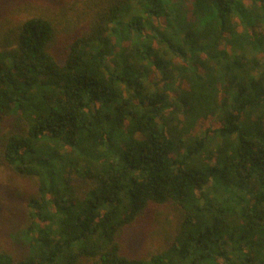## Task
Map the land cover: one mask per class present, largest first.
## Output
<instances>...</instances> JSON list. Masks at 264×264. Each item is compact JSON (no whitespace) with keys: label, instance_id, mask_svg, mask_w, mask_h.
<instances>
[{"label":"trees","instance_id":"16d2710c","mask_svg":"<svg viewBox=\"0 0 264 264\" xmlns=\"http://www.w3.org/2000/svg\"><path fill=\"white\" fill-rule=\"evenodd\" d=\"M3 167L34 190L0 264H264V0H0Z\"/></svg>","mask_w":264,"mask_h":264},{"label":"rangeland","instance_id":"374dc122","mask_svg":"<svg viewBox=\"0 0 264 264\" xmlns=\"http://www.w3.org/2000/svg\"><path fill=\"white\" fill-rule=\"evenodd\" d=\"M33 190V181L19 178L6 167L0 168V249L13 251L21 247L18 233L24 220L19 213L25 204L15 196L17 193L27 195ZM180 217V211L171 207L145 213L126 230L122 238L124 253L140 257L163 247L171 241Z\"/></svg>","mask_w":264,"mask_h":264}]
</instances>
